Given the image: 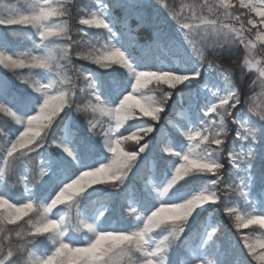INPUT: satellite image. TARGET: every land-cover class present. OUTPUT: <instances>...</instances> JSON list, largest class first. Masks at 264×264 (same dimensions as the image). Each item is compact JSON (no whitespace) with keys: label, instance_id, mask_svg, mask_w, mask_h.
Returning <instances> with one entry per match:
<instances>
[{"label":"snow or ice","instance_id":"snow-or-ice-1","mask_svg":"<svg viewBox=\"0 0 264 264\" xmlns=\"http://www.w3.org/2000/svg\"><path fill=\"white\" fill-rule=\"evenodd\" d=\"M0 264H264V0H0Z\"/></svg>","mask_w":264,"mask_h":264},{"label":"trees","instance_id":"trees-1","mask_svg":"<svg viewBox=\"0 0 264 264\" xmlns=\"http://www.w3.org/2000/svg\"><path fill=\"white\" fill-rule=\"evenodd\" d=\"M153 2H155V0H153ZM160 12H161V13L164 12L162 6H161V11H160ZM163 14L165 15V12H164ZM164 15H163V16H164ZM160 18H161V21H162V20H163V17L160 16ZM134 23H135V22L133 21V24H134ZM161 27L164 28L165 31H171V28H170L168 25L161 24ZM139 36H140V42H141V43H144V36H145V33H144V32H141V33L139 34ZM155 54H156V55H161L162 57H164V55H163L162 53H155ZM173 99L175 100V97H174ZM257 166H258V167L261 166V163H260L259 161L257 162ZM223 221H224L225 224H227V223H228V219H227V217H223Z\"/></svg>","mask_w":264,"mask_h":264},{"label":"rangeland","instance_id":"rangeland-1","mask_svg":"<svg viewBox=\"0 0 264 264\" xmlns=\"http://www.w3.org/2000/svg\"><path fill=\"white\" fill-rule=\"evenodd\" d=\"M163 13H164V12H162V13L160 12L159 15H160L161 17H164V16H163V15H164ZM163 55H164V54H163ZM164 57H165V59L167 58L166 56H164Z\"/></svg>","mask_w":264,"mask_h":264}]
</instances>
